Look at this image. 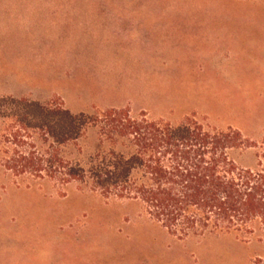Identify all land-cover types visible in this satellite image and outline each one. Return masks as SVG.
Wrapping results in <instances>:
<instances>
[{
    "label": "rangeland",
    "instance_id": "rangeland-1",
    "mask_svg": "<svg viewBox=\"0 0 264 264\" xmlns=\"http://www.w3.org/2000/svg\"><path fill=\"white\" fill-rule=\"evenodd\" d=\"M23 37L45 39L48 48L0 51V98L20 91L15 79L39 78L53 84L21 98L73 115L128 109L173 124L195 116L241 131L254 145L241 164L264 170V122L253 120L254 99L239 97L243 72L223 74L264 42L262 1L0 0V42ZM30 57L55 65L16 64ZM98 139L90 128L61 152L85 164ZM258 258L264 259L258 234L179 240L136 204L0 169V264H254Z\"/></svg>",
    "mask_w": 264,
    "mask_h": 264
},
{
    "label": "trees",
    "instance_id": "trees-1",
    "mask_svg": "<svg viewBox=\"0 0 264 264\" xmlns=\"http://www.w3.org/2000/svg\"><path fill=\"white\" fill-rule=\"evenodd\" d=\"M90 128L98 130L96 154L85 164L66 159L62 149ZM253 147L241 131L195 116L173 124L128 109L73 115L59 105L0 98V169L136 204L179 240L258 234L264 241V170L241 164Z\"/></svg>",
    "mask_w": 264,
    "mask_h": 264
},
{
    "label": "crops",
    "instance_id": "crops-1",
    "mask_svg": "<svg viewBox=\"0 0 264 264\" xmlns=\"http://www.w3.org/2000/svg\"><path fill=\"white\" fill-rule=\"evenodd\" d=\"M24 38V37H23ZM30 38V37H29ZM4 39V38H3ZM25 41L20 43L12 42H0V51L5 50H37V49H47L48 45L45 39L42 41H37L35 39L24 38ZM28 39L29 41H26ZM253 55L250 57L249 61L244 63H238L233 66H229L227 70L223 67V74H226L228 78L233 77L234 72H243V77L241 81L243 86L239 87L240 94L239 97L245 99H254L255 110L252 113L253 120L264 122V42L254 45ZM20 66H52L55 63L49 59H42L36 57L21 58V61L16 63ZM100 64V63H95ZM251 73V74H249ZM14 87L20 90L16 94L9 96L12 97H28L25 93L27 90L45 91L49 89L53 84L52 81H47L39 78L33 79H15ZM241 88V89H240Z\"/></svg>",
    "mask_w": 264,
    "mask_h": 264
}]
</instances>
